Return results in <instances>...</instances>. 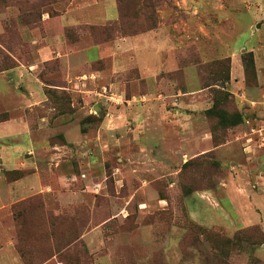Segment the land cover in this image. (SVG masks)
Here are the masks:
<instances>
[{
	"label": "rangeland",
	"instance_id": "374dc122",
	"mask_svg": "<svg viewBox=\"0 0 264 264\" xmlns=\"http://www.w3.org/2000/svg\"><path fill=\"white\" fill-rule=\"evenodd\" d=\"M136 1L127 0L126 10L131 15L124 24L128 32L134 33L140 27L151 26L143 18L149 9L137 14L140 23L136 24ZM146 1L157 5V28L170 26L177 34L175 59L179 69L160 75L169 78L168 89L163 83L162 92L170 98L148 96L147 100H133L142 90L152 89L153 82L141 79L136 65H130L119 81L115 80L122 86L106 88L101 83L98 89L103 100L86 103L83 93L76 96L59 88L65 85L60 60L45 63L39 75L47 84L49 101L29 114L35 118L45 115L52 125H73L67 135L50 134L43 139L52 147H66L61 158L67 161L65 165L73 164L72 170L80 177L77 189L87 188L89 183L84 180L88 172L92 180L102 184L88 187V203L47 207L43 195L37 193L0 204V264H93L82 235L108 218L115 204L122 206L124 197L135 193L140 184L147 185V180L157 199L166 202L156 206L153 203L157 200L142 190L133 198L130 214L121 223L122 235L131 234L141 225L154 228L150 238V233H143L147 236L142 244L125 248L128 264H264V152L258 155L259 149H264V0H190L197 3L193 8L182 6L183 0ZM51 2L0 0V72L19 61L31 60V45L22 37L21 29L40 27L44 11L54 5ZM86 26L82 32L89 33ZM117 27L116 23L98 25L94 37L112 38L119 34ZM67 30L71 36L76 34V28ZM140 57L137 46L131 58L138 63ZM100 63H93L90 69L101 68ZM146 68L151 72L155 66ZM185 68L191 69L190 75L186 76ZM114 94L122 98H112ZM94 95L100 97L97 91ZM139 107L147 117L161 122L140 137L130 130L137 127L134 117ZM109 114L111 124L115 120L126 124L121 134L119 130L98 134L97 128ZM175 116L185 122L179 127L177 124V130L171 120ZM7 117L0 109V120ZM20 125L10 147H31L30 136L24 132L26 124ZM86 130L95 132L88 139L84 137L86 141L78 142ZM67 147H83L81 165L72 159L74 149ZM137 152L146 157L128 161V155ZM46 154L41 150L37 158L46 159ZM21 159L25 160V156ZM4 162L0 153V194L6 199L7 182L15 179L19 171L27 175L31 170H7ZM223 182L227 184L224 187ZM205 190H213L214 197L204 196L202 204L208 205L211 215L216 210L218 214L223 212L226 228H209L189 217L184 198ZM227 190H232L237 199L231 202ZM141 202L148 205L143 207ZM117 223L120 222H112ZM173 225L177 230L173 231ZM203 230L229 238L242 232L250 238L234 245L220 243L216 248ZM182 258L185 262H180Z\"/></svg>",
	"mask_w": 264,
	"mask_h": 264
},
{
	"label": "crops",
	"instance_id": "0c3cea01",
	"mask_svg": "<svg viewBox=\"0 0 264 264\" xmlns=\"http://www.w3.org/2000/svg\"><path fill=\"white\" fill-rule=\"evenodd\" d=\"M63 5H65L64 8ZM181 5L185 6V8H193L197 6V3L183 0ZM119 16V0H69L67 3H55L51 9L44 11L40 27L29 28L23 26L21 29L22 37L31 45V60L28 63L19 61V64L15 67L0 72V109L8 114L7 118L0 120V134H2L0 136V153H2L5 161L3 164L7 170L30 168L31 172L21 178L7 182V198L4 199L0 194V204L6 205L5 201H18L37 193L43 195L47 207L52 205L67 206L85 201L88 203L89 192H91L88 187H98L102 184L92 180L91 172H88L85 174V178L88 179L84 180L85 183H89L87 188L85 190L77 189L76 186L80 181V177L76 171L72 170L73 164L67 166L65 165L67 161L64 162L61 158L62 152L65 151L66 147H59L57 144L52 147L51 144L46 143L47 139H43V137L46 138L50 134L63 133L67 135V131L73 129V125L67 126L68 124L61 123L52 125L48 122V118L45 115L35 118L29 114L39 106H46L49 101L45 88L47 84L39 75L45 63L60 60L65 85L59 88H64L76 96H79L77 95L79 92L83 93V99L86 103L92 99L98 100L99 98V100H103V95H100L102 92L98 89L99 84L103 83L106 88L108 85L116 87L118 83L115 80L119 81L118 79L124 75L130 65H136L137 70L141 74V79L153 82V90L150 89L147 92L142 90L140 94H137L138 96L133 97V100H136L137 97L140 100H147L148 96L152 99L158 98L162 100L170 98L168 93L164 94L162 92L164 84H167L166 89H168L169 78H160L162 73H172L179 69L175 59L178 45L176 42L177 34L172 31L170 26L163 25L136 35L121 36L114 40L100 43L95 42L90 33L82 32L84 31L82 27L85 25L105 26L118 23ZM68 28H76V34L68 36ZM201 29L203 28L201 27ZM180 41L183 42L182 40ZM137 46H140L141 52L138 63L131 58ZM96 62L103 63L102 67L90 69L91 65ZM148 65H154L155 68L149 72L148 68H146ZM143 68L148 71V74ZM184 72L186 76L190 75L191 69L185 68ZM231 74L234 76V71ZM118 85L122 86L120 82ZM96 91L100 97L94 95ZM155 92H158V96H154ZM112 98L120 100L122 96L114 94ZM128 101L131 102L132 100ZM140 111L141 107L135 112L134 117L137 127L135 130L130 129L131 134H135L138 137L146 129L158 128L161 124L157 118L154 121V119L147 117V114ZM181 119L182 117L177 118L176 116L171 119L175 130H177V124L179 127L180 124L183 125L185 123L180 121ZM111 122L112 119L109 114L103 120L101 126L97 128L98 134L116 133L117 130L121 134L125 130V123H117L116 120L113 124ZM20 123L26 124L24 132L30 136L31 147H10V144L14 141L13 137L17 133L16 130L21 128ZM16 127H19V129ZM116 127H119V129H116ZM88 131H82L85 134L81 133L82 136L78 137V142L84 141L86 136L88 139V135L95 132ZM41 142H43V147H39ZM67 148L74 149L75 153L72 154V159L81 165L80 161L84 159V155L80 153V148L83 147ZM141 148L142 150L144 149L143 147ZM41 150L47 152L46 155L49 157L38 159L37 154ZM89 151L92 152V150ZM258 152V155H260V153L264 152V149H259ZM173 154L174 147H172L171 156ZM23 155L25 160L21 159ZM144 156L146 157V154L137 152L135 155H128V161L141 160ZM89 164L92 165V161ZM233 181L231 180V182ZM146 184H140L138 190H142L146 195L148 194V197L152 200H157V202L153 203L156 206H164L166 199L160 197L157 199L156 191L149 187L150 182L148 180ZM222 185L224 187L227 184L223 182ZM138 190L124 197L125 202L122 206L115 204V207L110 209L108 218L100 224L93 225L82 235L89 253L93 256V264H128L125 248L130 244L134 246L142 244L143 238L147 236L143 235L144 232L150 233L148 235L150 238L154 228L153 225H141L131 234L122 235L121 223L130 214V204L137 195ZM93 191L98 192L95 189ZM212 191H197L193 195L186 196L184 204L187 208V213L190 218L203 226L209 228L223 226L226 228L227 223L224 222L225 219L221 218L223 217V212L218 214L216 210L215 214L211 215L208 205H203L201 202V198L204 196L214 197ZM226 196L231 202L237 199L232 190H227ZM216 204L218 206V203ZM141 205L145 207L148 202H141ZM95 208L96 206L93 205V209ZM141 208V211H139L140 215L143 212ZM113 221H119L120 223L112 224ZM172 227L173 231L177 230L176 225ZM168 246L169 244L165 246V251L167 252L169 250ZM167 259L169 262L171 261L169 255H167ZM180 262L185 261L182 258Z\"/></svg>",
	"mask_w": 264,
	"mask_h": 264
},
{
	"label": "trees",
	"instance_id": "16d2710c",
	"mask_svg": "<svg viewBox=\"0 0 264 264\" xmlns=\"http://www.w3.org/2000/svg\"><path fill=\"white\" fill-rule=\"evenodd\" d=\"M68 1L69 0H65V1L64 0H52L51 3L52 4H55V3H58V2L67 3ZM146 2H147L148 5H146ZM126 6H127V0H119V14H120V16H119L118 23H116L118 25V27H117V29H115L116 33H119V34H116L114 37L111 38L110 36H106L105 38H103L101 40L97 39L96 37H94V30L97 29L98 25H91L90 24V25L86 26L88 28L89 33L93 36L95 42H97V43L107 42V41L114 40V39H116L118 37H121V36H132V35H136V34H139V33L146 32V31L153 30V29L157 28V24H158V21H159L158 16L156 15L157 14V12H156L157 5L155 3H153V2H148L146 0H142L141 2H139V0H137L136 2L133 3V7H134L133 9H135L136 24L139 25V23H140V20H139L137 14L141 15L142 12L146 11L147 9H149L147 12H145V16L143 15V18H144V20L147 23H151V26H148L146 29H143V28L140 27L137 31H135V33L134 32H128L124 28V24L125 23L128 24L127 19L129 18V15H131V12L126 10ZM68 32H67V35L69 36ZM15 66L16 65H11V66H9L7 68H4L3 70H7V69L13 68ZM3 70H1V71H3ZM211 110H212L211 112L214 111V109H211ZM221 119H222V122L225 121V123L227 125L226 118H223V116H221ZM227 126H229V125H227ZM24 175H25V173L23 171H19L17 173V176H15L16 177L15 179L21 178ZM253 229L256 230V228H253ZM203 233L207 234L208 239L211 240L214 243L213 245L216 248L219 247L220 243L221 244L224 243V244H228V245H231V244L234 245V244H237L239 242H243L246 239L250 238V236L245 237V235L242 232H240V233L237 232L239 234L236 233V235L234 237H232V238L222 236L220 233L207 232V230H203ZM75 241H76V239L73 242H75Z\"/></svg>",
	"mask_w": 264,
	"mask_h": 264
},
{
	"label": "built area",
	"instance_id": "2783aa9c",
	"mask_svg": "<svg viewBox=\"0 0 264 264\" xmlns=\"http://www.w3.org/2000/svg\"><path fill=\"white\" fill-rule=\"evenodd\" d=\"M264 144V143H263Z\"/></svg>",
	"mask_w": 264,
	"mask_h": 264
}]
</instances>
